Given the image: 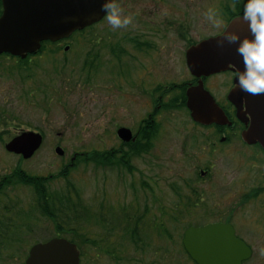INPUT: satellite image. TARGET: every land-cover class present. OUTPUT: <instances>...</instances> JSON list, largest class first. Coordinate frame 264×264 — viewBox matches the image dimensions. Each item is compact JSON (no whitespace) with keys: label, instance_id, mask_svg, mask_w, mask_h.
<instances>
[{"label":"rangeland","instance_id":"rangeland-1","mask_svg":"<svg viewBox=\"0 0 264 264\" xmlns=\"http://www.w3.org/2000/svg\"><path fill=\"white\" fill-rule=\"evenodd\" d=\"M159 1L118 0L122 14L129 15L131 23L113 30L104 18L92 29L71 37L68 45H71L72 51L66 54V78L64 83L60 78L56 79L58 83L53 88L56 93L50 98V110H40L33 101L35 98H30L33 104L22 106L19 103L13 127L36 130L43 135L44 141L30 159L4 160V165L9 168L17 165L29 175L51 177L49 190L52 196L57 194L60 199H71L67 205L71 210L65 217L59 218L64 227V234H59L55 224L40 212L32 188L18 186L3 190L0 220L4 223L0 224V240L4 244L0 251L14 252L17 258L13 259V264H23L33 245L56 237L73 240L79 246V251L83 252L81 264H147L152 257L140 254V250L134 248L132 237L125 241V251L121 254L126 255L121 258V263L114 262L107 255L109 243L106 236L102 241L96 239L98 232L105 235L108 230L107 221L103 222L108 218V209L117 214L124 206L128 207L132 198L142 207H147V214L138 227L142 241L156 247L158 237H161L164 251L175 247L181 254V237L186 227L173 223H164L162 227L161 220L165 222L174 218L171 208L174 204L181 210L179 222L184 226L188 225L185 221L198 220L195 209L211 208L207 199L189 201L183 198L190 193L188 188L212 185L207 181L197 184L200 169L213 166L216 186H220L219 182H231L241 175V159L237 155L210 161L208 154L202 153L197 145L185 149L178 139L170 140L173 130L187 126L186 112L178 110L159 116L162 126L159 140L141 160L131 159L132 172L117 167L97 170L96 163L86 164L80 157L81 154L98 152L102 156L110 151L119 152L123 146L116 136L117 130L121 127L130 128L133 132L138 130L147 115L152 93V89L145 95L142 93L151 81L141 64L148 65L153 87L181 83L190 74L184 61L187 41L179 34L190 41L217 35L229 21L223 8L234 7L229 0ZM209 8L214 9L221 19L220 27H213L204 18L203 14ZM140 44H148L151 51L148 54L143 49L141 51ZM124 48L131 49V60L126 61L123 57L114 60L111 50L118 49L119 52ZM94 50L101 51L100 62L94 61ZM122 51L119 54H123ZM58 148L63 150V155L56 153ZM5 157L11 159L7 154ZM78 157L81 160L75 163ZM62 171H67L65 177L61 176ZM157 190L161 196L156 195ZM161 198L163 214L156 206ZM191 202L200 204L195 207L189 205ZM59 208L64 209V204ZM136 209L139 213L137 206ZM165 229L172 238H175L174 234L178 237L174 246L173 240L166 237ZM80 230L84 231V239L88 238L91 242L81 241L78 237ZM183 260L182 254L177 253L175 257H164L163 264Z\"/></svg>","mask_w":264,"mask_h":264},{"label":"flooded vegetation","instance_id":"flooded-vegetation-1","mask_svg":"<svg viewBox=\"0 0 264 264\" xmlns=\"http://www.w3.org/2000/svg\"><path fill=\"white\" fill-rule=\"evenodd\" d=\"M156 1L160 3L159 0ZM3 11V2L0 0V17ZM223 11L228 15V13L234 10L224 7ZM228 17L230 16L228 15ZM236 17L239 16H235L234 18ZM230 20L227 22V25ZM227 25L215 36L223 33ZM179 36L184 41H187V48L184 53L186 64L188 49L202 40L190 41V39H185L183 34H179ZM68 41L69 39L56 43L43 42L38 51L28 54L25 58L10 54H0V185L3 180L13 177L19 170L17 165L14 168L4 165V160L14 161L21 158L20 155L10 152L7 149L8 145L24 132L38 133L36 130L32 131L30 128L21 130L13 127L14 116L19 109L18 105L21 102L20 104L25 106L33 104V101H35L40 110L45 112L50 110V98L53 93H56V89L53 88L57 85L55 83H58L56 79L58 77L61 79V83H64L66 78L67 53H71L72 51V47L68 45ZM138 47L141 48V51L143 49L147 54L151 51L148 44H140ZM100 50H94L95 52L92 54L96 58H94L96 63L100 62L101 59L102 50ZM117 50H111L113 51L114 60H120L122 57L126 61L131 60V49H119V52L123 50V54H119ZM144 64H141V66L145 67L147 77L148 79L150 78L151 83L149 87L141 90L145 95L146 91L152 89L150 101L147 105V115L141 121L137 131L133 132L129 128L135 141L124 143V146L122 145L123 148L121 147L119 152H124L130 158L133 156V159L141 160L143 156L152 150L154 142L159 140V132L162 127L159 122V116L166 112L178 110L184 114L186 112L187 126L173 130L170 140L173 138L178 139L181 146L185 149L197 145L202 153L208 154L210 161H217L221 157L234 158L235 155H237L238 159H241V175L231 180V182H219L220 186H216L215 182L217 178H214L213 166L200 169L197 184L209 182L212 185L198 187L199 189L197 187L188 188L190 193H187L183 197L189 201H199L201 199L209 201L211 208L207 210L203 208L195 209L198 220L194 222L185 221L188 225L184 226L179 222L181 220L179 217L181 210L176 204L171 207L174 218L165 222L161 220L162 227H164V223H173L175 226L186 227L180 243V252L184 260L175 264H197L187 253L183 244L186 230L191 227L202 228L214 225H222L229 228L232 231L234 240L240 243L237 251L240 258L239 264H264V255H260V249L264 248V151L258 144L248 145L242 139V133L246 129V126L237 119V110L229 100V94L235 87L237 73L226 71L199 79L189 71L190 77L187 75V78L183 79L184 81L181 83H172V85L167 86L157 84L153 87L154 82L151 79L148 65ZM200 82L203 84L204 90L210 94L217 106L223 111L228 123L223 125H203L193 121L191 113L187 108V91L193 87H197ZM61 89H63L62 86ZM30 98L35 99L31 102ZM60 103L62 104L61 101ZM63 108H65V104ZM148 144H150L149 151L140 155L135 154L137 148H146L149 146ZM5 154L10 156L11 159H7ZM95 167L97 170L110 169L109 167H101L98 163ZM10 187L14 189V186H9L5 189H9ZM0 194L2 195L3 191ZM156 195L161 196L158 190ZM178 195L180 194L178 193ZM162 200L163 198H161V201H158L160 208L158 202H156V206L158 211H162L163 214L164 204ZM198 204L200 203L191 202L189 205H196L195 207H197ZM67 205L65 204V206ZM135 206L138 207L139 213L137 209L135 210ZM65 214L67 215V213ZM107 214V220H101L103 222L107 221L108 230L106 229L105 235L98 232L96 239L102 241L106 236V240L109 243L106 253L112 260L114 259V262H122L121 258L126 255L121 254L125 251V241L130 240L131 237L134 248L140 250V254L152 257V260L147 262V264H163L164 257H175L177 253L181 255L179 251L174 249L175 247L164 251L162 246L164 241L161 237H158L156 247L147 241H142L138 227L147 214V207H142L141 203L137 202L135 198L129 201L128 207L124 206L123 209H120L119 213L114 214L112 210L108 209ZM1 223L4 222L0 220ZM6 226L10 225L6 224ZM80 231L81 234L78 237L81 238V241L83 243L85 241L91 242L88 238L84 239V231ZM165 232L166 237L169 240H173L174 246L175 240L178 237L174 234L175 238H172L167 229H165ZM88 237H92V235ZM82 255L83 252L80 251V264ZM28 256L29 253L23 264H26ZM16 258L17 256L15 257L12 251H0V264H13V259L15 260Z\"/></svg>","mask_w":264,"mask_h":264},{"label":"water","instance_id":"water-1","mask_svg":"<svg viewBox=\"0 0 264 264\" xmlns=\"http://www.w3.org/2000/svg\"><path fill=\"white\" fill-rule=\"evenodd\" d=\"M4 12L0 18V54L10 53L25 58L40 49L44 41L57 42L69 38L99 23L105 12L101 9L103 0H2ZM226 31L249 35L247 23L235 18L219 36L202 41L186 53L187 66L196 78L209 77L218 73L243 69L240 56L234 44L224 42L218 46ZM235 88L229 100L237 109V118L247 129L242 139L249 145L259 144L264 150V93L249 94L242 91L235 81ZM187 107L192 119L203 125L228 123L222 110L203 88L187 91ZM117 136L125 143L134 142L132 132L120 128ZM42 144V137L36 133H24L14 139L7 149L24 159L31 158ZM56 153L63 155L58 148ZM184 246L198 264H239L240 243L232 237V231L222 225L190 228L185 233ZM80 255L75 244L65 239H53L37 244L30 250L26 264H79Z\"/></svg>","mask_w":264,"mask_h":264},{"label":"clouds","instance_id":"clouds-1","mask_svg":"<svg viewBox=\"0 0 264 264\" xmlns=\"http://www.w3.org/2000/svg\"><path fill=\"white\" fill-rule=\"evenodd\" d=\"M101 9L113 30L131 23V17L122 14L117 0H103ZM203 15L213 27L221 26L222 21L214 9H207ZM240 18L247 23L249 35L241 36L239 32L226 31L223 39L217 43L223 46L227 41L236 45L235 51L243 63V69L237 72L238 87L253 95L264 93V0H244ZM260 255H264V248L260 249Z\"/></svg>","mask_w":264,"mask_h":264},{"label":"trees","instance_id":"trees-1","mask_svg":"<svg viewBox=\"0 0 264 264\" xmlns=\"http://www.w3.org/2000/svg\"><path fill=\"white\" fill-rule=\"evenodd\" d=\"M233 4V10L232 12L228 13L230 16L229 18L232 19L235 16H241L243 12V5L244 0H229ZM88 30V29H87ZM87 30H84L80 32V34L86 32ZM146 148H137L136 153L140 155L141 153H145L150 150V144ZM135 150V148H134ZM135 152V151H134ZM79 156V155H78ZM82 161L84 163H93V164H99L101 167H117L118 169H123L128 172L133 171V167L131 166V159L129 155L126 156L124 152H116V151H110L102 154V156L97 152L91 153V154H81L80 155ZM98 157V159H97ZM79 157L76 159L75 163L79 161ZM80 159V160H81ZM75 166V165H74ZM67 175V172H62L61 176L65 177ZM51 180L50 178L45 177H34L31 175H28L21 169L17 171V174H15L13 177H9L5 180H3L2 184L0 185V193L3 191V188L9 186H27L31 187L36 194V199L38 203V207L40 209V212L43 216L47 217L51 221L55 222L56 228L59 231V233H62L64 231L61 224L57 223L58 219L60 218V214L65 213L64 209L59 208V205L62 203L70 202L68 199L64 201L65 198L60 199L59 197H53L52 194L49 192V182ZM1 195V194H0ZM1 235V233H0ZM133 235V234H132ZM8 240H5V243H7ZM4 244V241L0 240V249H2V246Z\"/></svg>","mask_w":264,"mask_h":264}]
</instances>
